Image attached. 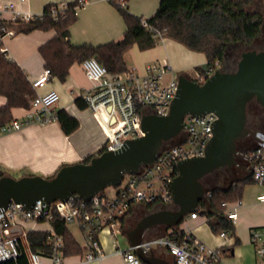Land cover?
Masks as SVG:
<instances>
[{
    "label": "built area",
    "instance_id": "built-area-1",
    "mask_svg": "<svg viewBox=\"0 0 264 264\" xmlns=\"http://www.w3.org/2000/svg\"><path fill=\"white\" fill-rule=\"evenodd\" d=\"M85 1L78 0L74 5L73 11L76 15ZM108 1L120 6L126 5V0ZM66 7L67 2L56 3L50 8V15L57 18L58 14H64ZM6 13H9V17L5 16ZM43 18L42 10L33 12L17 7L15 0H0V49L6 53L3 40L16 33L12 24ZM141 23L154 35L160 36V40L163 38L162 31L165 28L154 26L146 18H142ZM80 64L92 83L80 92V96L104 132L103 150L116 149L123 143L124 138L142 135V115L169 112L178 79L167 59L148 63L143 73L128 67L122 72L111 74L94 56L84 58ZM201 68L202 70L195 69L194 73L195 80L199 82L220 68V63L215 60L207 65L205 62ZM51 77L52 71L45 66L31 81V85L33 88L41 87ZM58 100L59 93L55 89L37 93L23 118H12L0 124V135L32 123L47 124L58 121ZM216 118L213 111L200 115L185 114L182 129L176 136L178 140L174 143L164 142L152 162L143 164L135 173H125L112 194H107L103 188L88 198L75 192L63 200L46 201L38 198L30 209L11 199L7 207L0 210V262L24 256L27 264H63L65 242L53 226L55 216L63 218L66 224L76 223L82 235V246L85 250L83 256L86 261L102 258L104 252L100 234L106 232L115 239L121 218L134 204L172 202L169 180L178 172L177 161L192 155L205 154V146L213 135L210 123ZM253 131L254 135L263 140L260 141L253 135L254 144L243 153V158L246 169L248 168L247 175L260 186L257 199L264 202V129ZM206 195L208 197L209 192ZM233 201H224L223 205L226 207V216L234 224L242 201ZM189 215L195 217L197 212L192 211ZM30 222L47 224V228L43 230L47 235L46 251H35L31 248L28 233L37 230L29 225ZM250 241L257 259L256 264H264V225L250 228ZM154 245L165 246L175 264H225L218 248L207 245L189 232H185L181 240L165 234L143 240L140 244L144 252ZM135 247L136 245L128 246L117 251L129 264H144Z\"/></svg>",
    "mask_w": 264,
    "mask_h": 264
},
{
    "label": "crops",
    "instance_id": "crops-1",
    "mask_svg": "<svg viewBox=\"0 0 264 264\" xmlns=\"http://www.w3.org/2000/svg\"><path fill=\"white\" fill-rule=\"evenodd\" d=\"M69 1L72 0H25L23 2L15 0L17 7L33 12H40L49 2ZM159 1L126 0V7L134 15L147 17L155 11ZM5 16L9 17V13H6ZM125 29L126 24L115 4L108 0H86L84 6L79 9L75 21L69 27L68 39L72 44H99L121 39ZM55 33L52 28H35L27 32L16 31L14 35L3 40L7 56L20 66L30 83L46 66L39 47L51 39ZM162 58L170 62L174 74L175 69L187 74L189 69H192L195 73L196 66L203 65L207 61L202 51L189 49L184 44L166 36L155 46L147 49H140L137 44H133L124 54L127 68L133 67L138 73H143L148 63ZM188 75L190 76V74ZM91 85L92 83L86 77L80 62H73L69 66L68 74L64 80L53 75L43 86L34 88L36 94L55 89L59 93L57 109H64L77 118L78 126L71 133L66 134L59 121L47 124L32 123L1 134L0 167L6 173L8 170H14L21 174L50 176L63 164L81 161L87 155L97 152L102 147L104 132L92 111L88 107H79L75 102V98L80 95V92ZM5 103L6 97L0 94V106ZM30 105L29 107H12V118H23ZM243 179L245 181L242 184L240 197L242 202L238 207L233 233L212 232L207 223L206 213H200V211L195 217H191L190 212L187 213L184 216L186 218L185 225L179 226L180 230L189 232L211 247L218 248L225 264H256L257 261L250 241V228L264 225V202L257 199L260 186L249 178L247 172H242L224 187ZM156 204L163 205L162 203ZM141 207H144L145 213L137 212ZM204 207L200 204L198 210ZM151 210L144 203L134 204L121 218L119 231L125 233ZM29 225L41 232L47 228L45 222H30ZM160 227L161 234H153V229ZM166 232L172 233V227L166 228L163 224H157L145 233L144 240L165 235ZM99 238L104 252L102 258L86 261L83 256L85 251L82 246L83 241L79 242L75 238L82 247V251L65 255L63 264H129L117 251L120 247L115 245V239H112L106 232H102ZM128 246H130L129 242L124 248ZM152 248L156 254L172 262V256L165 246L154 245ZM158 250L161 251L158 253Z\"/></svg>",
    "mask_w": 264,
    "mask_h": 264
},
{
    "label": "water",
    "instance_id": "water-1",
    "mask_svg": "<svg viewBox=\"0 0 264 264\" xmlns=\"http://www.w3.org/2000/svg\"><path fill=\"white\" fill-rule=\"evenodd\" d=\"M177 79L169 112L142 115V135L124 138L120 147L103 150L89 162L63 164L52 176H0V210L11 199L30 209L38 198L63 200L74 192L88 198L106 186L118 185L125 173H135L143 164L152 162L162 144L180 133L185 114L213 111L217 118L210 123L213 135L205 146V154L178 160V172L169 180L174 207L149 211L125 232L130 246L136 245L135 250L144 263L173 264L156 254L152 247L144 252L140 244L151 227L178 225L187 213L200 207L201 201L206 205L199 209L200 213L209 211L202 178L217 168L236 164V142L249 132L255 133L245 125L246 105L255 99L264 106V49L241 52L234 70L218 68L202 82L185 72L178 73Z\"/></svg>",
    "mask_w": 264,
    "mask_h": 264
},
{
    "label": "trees",
    "instance_id": "trees-1",
    "mask_svg": "<svg viewBox=\"0 0 264 264\" xmlns=\"http://www.w3.org/2000/svg\"><path fill=\"white\" fill-rule=\"evenodd\" d=\"M77 2L78 0L67 2L64 14H58L57 18L50 15V8L56 3L49 2L42 8L44 12L42 20L19 21L12 24L16 31L23 32L35 28L55 30V35L40 45L39 51L45 59V65L60 80L66 78L69 66L73 62H81L90 56L96 57L111 74L124 71L127 68L124 54L133 44H137L140 49H147L160 41V36L154 35L152 31L142 25V18H146L160 29L165 28L162 31L163 37H170L189 49L202 51L207 58V65L215 60L219 61L220 68L224 64L227 47L239 42L251 44L261 33L264 22V15L261 11H250L246 8L252 0H160L155 11L147 17L134 15L126 5L120 6L112 2L126 24L123 37L119 40L99 44H72L68 39L69 27L77 16L73 11ZM201 67L202 65L196 66V69L202 70ZM0 94L6 97V103L0 106V124L11 120L12 107H29L30 101L36 95L24 71L1 49ZM75 102L79 107H86V103L80 95L75 98ZM58 121L66 134L71 133L78 126L77 118L64 109H58ZM102 151L101 147L97 152L87 155L81 161L89 162L93 156ZM4 174H7L6 171L0 167V176ZM244 181L245 179L238 180L227 187L214 185L207 189L209 211L206 213V218L212 232H234V224L226 216V207L223 202L240 199ZM156 203L157 201H154L144 205L148 209H153L157 205ZM200 204L205 206V202ZM168 206L173 208L174 204L171 202L168 203ZM198 211V209L194 210V212ZM53 226L63 236L65 255L82 251V247L71 234L63 218L55 216ZM184 233L176 225L172 227V233L166 232L165 234L181 240ZM28 239L33 250L46 251L47 235L45 232H29ZM172 262L175 264L174 260ZM0 264H27V262L24 256H20L16 260H6Z\"/></svg>",
    "mask_w": 264,
    "mask_h": 264
},
{
    "label": "rangeland",
    "instance_id": "rangeland-1",
    "mask_svg": "<svg viewBox=\"0 0 264 264\" xmlns=\"http://www.w3.org/2000/svg\"><path fill=\"white\" fill-rule=\"evenodd\" d=\"M246 8L250 11H261L264 15V0H252V2L250 4H248L246 6ZM262 47H264V22H263L261 33L254 39V41L251 44H245V43L239 42V43L230 44L227 47V50L225 53V61H224V64L221 65V68L224 70L235 69L237 61L240 58L241 52L248 50V49H257V50L263 49ZM189 70L190 71H188V74H190V77L194 78V73H193L192 69H189ZM179 72H180V70L175 69V74H178ZM247 118H248V122L251 124L252 130L264 129V106L261 105L257 100L252 99L248 103ZM177 140H178V138L174 137V138H171L170 140H168V142L174 143ZM249 144H250V142H249ZM216 172H215V174H216ZM7 174H9L15 178H18L21 175H26V173L21 174V172L14 171V170H8ZM239 175H240V172H236L235 176H239ZM211 176L212 175H210V173H208L205 175L204 179L202 180L203 186L206 188V190L209 189L210 187L214 186V185L224 187L230 181L229 178H226L224 176H220L217 180H214L213 178H211ZM116 187H117V185H109V186H106L104 188V191L107 194H112L115 191ZM231 203H234V201ZM161 207H167L168 208L170 206L158 204L154 207V209H158ZM149 210H151V209H149ZM145 211L146 210L144 209V207H141L140 209L137 210V212L140 214L145 213ZM237 212H238V209H237ZM185 219L186 218H184L178 224V226H181V227L184 226L185 222H186ZM68 228H69L70 232L74 235V237L79 242L83 241L81 233L77 229L75 222H69ZM237 229H235V230H237ZM153 230H154L153 234H158V235L161 234V231H162L161 227L153 229ZM127 244H128V241H127V237H126L125 233L122 231H119L116 234L115 245L119 246L120 248H124ZM159 251H161V250H158L157 252L159 253ZM222 262H224V261L222 260Z\"/></svg>",
    "mask_w": 264,
    "mask_h": 264
},
{
    "label": "flooded vegetation",
    "instance_id": "flooded-vegetation-1",
    "mask_svg": "<svg viewBox=\"0 0 264 264\" xmlns=\"http://www.w3.org/2000/svg\"><path fill=\"white\" fill-rule=\"evenodd\" d=\"M262 48L264 49V47H262ZM248 103L246 105V122H245V125L250 130H252L251 124L248 122V118H247ZM249 142H250V144H249ZM253 144H254L253 134L251 132H249L246 136H244L242 139H240L236 142V148H237V152L235 154L236 164H234L230 167L224 166V167H220V168L213 170L212 172H210V175H212L211 178H213L214 180H217L220 176H224L226 178H229L230 180H234L235 178H237V176H235L236 172H240V173L246 172V161L243 158V153L249 147H251ZM215 172H216V174H215ZM204 177L202 179H204ZM163 205H168V204H163Z\"/></svg>",
    "mask_w": 264,
    "mask_h": 264
}]
</instances>
